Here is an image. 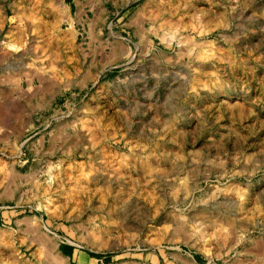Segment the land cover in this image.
<instances>
[{"label":"rangeland","instance_id":"1","mask_svg":"<svg viewBox=\"0 0 264 264\" xmlns=\"http://www.w3.org/2000/svg\"><path fill=\"white\" fill-rule=\"evenodd\" d=\"M0 19V264H264V0Z\"/></svg>","mask_w":264,"mask_h":264},{"label":"crops","instance_id":"2","mask_svg":"<svg viewBox=\"0 0 264 264\" xmlns=\"http://www.w3.org/2000/svg\"><path fill=\"white\" fill-rule=\"evenodd\" d=\"M25 1H32L33 3H39L43 2L44 4H59L63 3L66 4L70 14H72V10L74 8L81 7L82 6V0H23ZM80 9V8H79ZM81 21L78 19V17L70 15V26L71 29L76 30L77 25H79ZM7 25L6 19H0V32L4 31L5 26Z\"/></svg>","mask_w":264,"mask_h":264},{"label":"bare ground","instance_id":"3","mask_svg":"<svg viewBox=\"0 0 264 264\" xmlns=\"http://www.w3.org/2000/svg\"><path fill=\"white\" fill-rule=\"evenodd\" d=\"M170 37H174L173 35L171 36L170 35ZM3 159V158H2ZM240 204H242V203H240ZM235 207V206H234ZM243 207V206H242ZM236 208V207H235ZM238 208H240V207H238ZM232 211V210H231ZM239 211V210H238ZM237 212V211H236ZM235 212V213H236ZM229 213V212H228ZM241 213H242V211H241ZM240 213V214H241ZM248 214V213H247ZM233 215V214H232ZM234 216V215H233ZM235 217V216H234ZM237 217V216H236ZM243 217H245V216H243ZM242 217V218H243ZM246 218V217H245ZM238 219V218H237ZM234 220V219H233ZM238 220H240L241 222L243 221V219H241V217L238 219ZM237 220V221H238ZM244 221H246V220H244ZM233 222H235V221H233ZM240 222V223H241ZM255 222V221H254ZM254 222H251V223H248V225H250V224H254ZM257 223V222H256ZM242 224H244L243 222H242ZM43 225V224H42ZM223 225V224H222ZM226 225V224H225ZM235 225V224H234ZM238 225V224H237ZM227 226V225H226ZM245 226V225H244ZM251 226V225H250ZM252 226H255V224L254 225H252ZM46 227V226H45ZM232 227H234V226H232ZM237 227V226H236ZM247 227H249V226H247ZM219 228V227H218ZM240 228H241V226H240ZM196 229V228H195ZM236 229H239V227L238 228H236ZM250 229H252V228H250ZM232 230V229H231ZM242 230V229H241ZM241 230L239 231V232H241ZM246 230V229H245ZM249 230V229H248ZM222 231H223V235H224V237L226 238L227 236H228V234L230 233V229L228 228V227H222ZM234 232V231H233ZM47 233V232H46ZM54 233V232H53ZM221 234V235H222ZM208 235V234H207ZM244 237H245V232H243L242 231V233L241 234H238V236L236 237V239H235V241H236V244H238V243H240V242H242L243 241V239H244ZM49 240H50V238H49ZM51 241V240H50ZM41 244H42V242H41ZM58 244V243H57ZM57 244H55V243H50V245L49 246H45V247H47V248H45V249H47L46 250V254H47V256H48V254L50 255V253H54L55 255L54 256H58V257H60V253L58 252V245ZM44 245H46V244H44ZM43 245V246H44ZM239 245V244H238ZM257 247V246H256ZM258 248V247H257ZM44 249V250H45ZM52 255V254H51ZM50 257V256H49ZM53 257V256H52ZM236 257V256H235ZM61 258H62V256H61ZM192 258V257H191ZM237 259V258H236ZM56 260H58V259H56ZM235 260V259H234ZM58 261H60V260H58ZM60 262H62V261H60ZM188 263L189 264H198L197 262H196V259H189V261H188ZM211 263H214V261H211Z\"/></svg>","mask_w":264,"mask_h":264},{"label":"trees","instance_id":"4","mask_svg":"<svg viewBox=\"0 0 264 264\" xmlns=\"http://www.w3.org/2000/svg\"><path fill=\"white\" fill-rule=\"evenodd\" d=\"M75 246L65 243L62 245L61 250L66 254V255H72L74 252ZM90 256L96 257V258H104L109 260L112 255L111 254H102V253H95V252H88Z\"/></svg>","mask_w":264,"mask_h":264},{"label":"water","instance_id":"5","mask_svg":"<svg viewBox=\"0 0 264 264\" xmlns=\"http://www.w3.org/2000/svg\"><path fill=\"white\" fill-rule=\"evenodd\" d=\"M70 244H72V245H73L74 243H73V242H70Z\"/></svg>","mask_w":264,"mask_h":264}]
</instances>
